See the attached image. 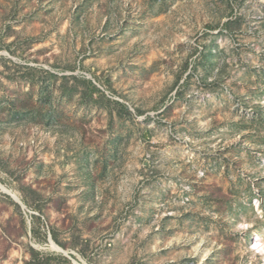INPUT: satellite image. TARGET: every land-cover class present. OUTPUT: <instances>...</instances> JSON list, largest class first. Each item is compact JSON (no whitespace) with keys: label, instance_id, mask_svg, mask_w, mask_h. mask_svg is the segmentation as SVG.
<instances>
[{"label":"rangeland","instance_id":"374dc122","mask_svg":"<svg viewBox=\"0 0 264 264\" xmlns=\"http://www.w3.org/2000/svg\"><path fill=\"white\" fill-rule=\"evenodd\" d=\"M30 247L264 264V0H0V264Z\"/></svg>","mask_w":264,"mask_h":264},{"label":"trees","instance_id":"16d2710c","mask_svg":"<svg viewBox=\"0 0 264 264\" xmlns=\"http://www.w3.org/2000/svg\"><path fill=\"white\" fill-rule=\"evenodd\" d=\"M231 25V23H226L225 27L229 28V26ZM52 77H57V75H54L53 73H50ZM62 79L64 80V85H63V93L66 95L72 94L75 91H77L79 89L80 85H83L85 87L83 92V96H84V101L88 104L90 103H94V104H98L101 105L103 104V106L108 105L106 104V100L107 102H111L105 95V93L96 85L93 83V81L87 79L86 77H82L80 75H73V76H66L64 75L62 77ZM72 81V85L69 86V82ZM47 90L45 89L44 94L46 96H44V99H46L47 94L45 93ZM97 97V98H95ZM104 99V100H102ZM114 104H117V106H119V116H127L130 113V111L128 110L127 105L123 104V103H119V102H115ZM20 113V112H19ZM16 115H20L18 114V112L15 113L14 116ZM23 116H27L28 112H25L24 114H21ZM48 117H49V121L52 120V118H54L53 116V112L52 109L50 107V109L48 110ZM22 201L23 203L29 207V201L26 199V197H22ZM19 208V205H16ZM32 217V222H31V233L33 235V239L35 241H39V236L42 235L43 238H41V241H43L44 243H46V241L48 240V235L46 232H43L42 228L44 227V221L42 220L41 217L36 216V215H31ZM24 222H26V220H24ZM42 233V234H41ZM50 234L53 238V240L62 248H66V245L63 244L58 236V233L55 229H50ZM29 251L31 253V264H73L72 260L69 259L68 257L62 255V254H56V253H45V252H41V251H37L34 248L30 247ZM75 258V256H73Z\"/></svg>","mask_w":264,"mask_h":264},{"label":"water","instance_id":"95a60500","mask_svg":"<svg viewBox=\"0 0 264 264\" xmlns=\"http://www.w3.org/2000/svg\"><path fill=\"white\" fill-rule=\"evenodd\" d=\"M90 79H92V76H89ZM98 86V85H97ZM100 87V86H98ZM5 192V191H4ZM6 193V192H5ZM9 194V193H7ZM22 208H26V206L23 204L22 200L16 196L13 197L11 194H9ZM49 241L50 242H54V240L52 239L51 235L49 237ZM55 243V242H54ZM60 253H62L64 256L68 257L69 259L72 260V263L73 264H76V262H78V259H74L72 256H74V253L73 252H70V251H65L64 249H62V251H59ZM82 261V260H81Z\"/></svg>","mask_w":264,"mask_h":264},{"label":"crops","instance_id":"0c3cea01","mask_svg":"<svg viewBox=\"0 0 264 264\" xmlns=\"http://www.w3.org/2000/svg\"><path fill=\"white\" fill-rule=\"evenodd\" d=\"M148 136L146 135V134H144V138L146 139ZM117 142V143H116ZM115 144V147H117V148H120V150H121V148H123L122 146H120L118 143H120V141L118 142V141H116V140H112V142H111V144ZM116 144H118V145H116ZM111 146V145H110ZM113 146V145H112ZM120 152V151H119ZM115 154H117V152L115 153ZM110 157H115V155H114V153H112V155H109ZM147 164V163H146Z\"/></svg>","mask_w":264,"mask_h":264},{"label":"bare ground","instance_id":"6f19581e","mask_svg":"<svg viewBox=\"0 0 264 264\" xmlns=\"http://www.w3.org/2000/svg\"><path fill=\"white\" fill-rule=\"evenodd\" d=\"M54 244V243H53ZM54 246H55V248H57V249H59L60 250V248L58 247V246H56L55 244H54ZM76 264H77V262H76ZM85 264V263H84Z\"/></svg>","mask_w":264,"mask_h":264},{"label":"built area","instance_id":"2783aa9c","mask_svg":"<svg viewBox=\"0 0 264 264\" xmlns=\"http://www.w3.org/2000/svg\"><path fill=\"white\" fill-rule=\"evenodd\" d=\"M28 213H30L31 215L33 214L31 211L28 210Z\"/></svg>","mask_w":264,"mask_h":264}]
</instances>
